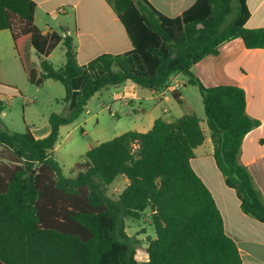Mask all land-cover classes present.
I'll use <instances>...</instances> for the list:
<instances>
[{
  "label": "trees",
  "instance_id": "trees-1",
  "mask_svg": "<svg viewBox=\"0 0 264 264\" xmlns=\"http://www.w3.org/2000/svg\"><path fill=\"white\" fill-rule=\"evenodd\" d=\"M123 25L132 51L101 55L86 66L76 61L72 40L44 36L34 24L31 0H0V31L8 30L26 81L40 87L60 83L68 103L64 117L49 116L50 131L36 139L27 128H0V264H242L224 232L212 194L190 165L204 142L199 118L183 114L172 123L158 118L145 133L129 131L89 149L74 178L64 176L53 150L58 131L76 121L98 91L130 81L158 91L180 73L197 88L216 167L240 201L241 211L264 223V200L248 170L238 164L244 137L259 122L246 115L245 92L233 86L206 88L191 68L220 46L241 39L248 50H264V28L248 29L246 0H197L180 17L168 18L146 0H105ZM62 42L64 64L49 55ZM31 48L40 73L26 62ZM16 91L13 87H7ZM176 101L179 96L173 94ZM4 108L0 101V113ZM118 177L128 185L112 199L106 187ZM151 213L155 238L139 263L128 245L124 220Z\"/></svg>",
  "mask_w": 264,
  "mask_h": 264
},
{
  "label": "crops",
  "instance_id": "crops-1",
  "mask_svg": "<svg viewBox=\"0 0 264 264\" xmlns=\"http://www.w3.org/2000/svg\"><path fill=\"white\" fill-rule=\"evenodd\" d=\"M31 1L36 5L35 26L44 36L57 34L61 38L69 37L79 66H86L101 55H122L133 49L123 25L105 0ZM146 1L168 18L180 17L197 2V0ZM245 4L249 13L245 27L264 28V0H246ZM0 34L3 38L7 36L12 40L8 30L0 31ZM61 44L63 43L60 42L56 48ZM36 57L38 60V56ZM33 69L40 73V70ZM191 73L206 88L233 86L245 92L246 115L257 120L259 125L244 137L238 155V164L248 170L254 188L264 200V50H248L241 39L237 38L220 46L217 56H208L195 64L191 68ZM81 85L82 82L74 89V95L67 103L68 107L72 108L75 95ZM187 87V78L180 73L172 74L165 86L158 91H148L126 81L118 86H109L96 92L88 101L83 113L91 114V110L88 109L91 100L102 97L103 93H106L116 105L128 106L124 107L123 120L131 125V129L127 132L145 133L152 128L154 121L158 118L172 123L185 114L181 112L180 106L188 107V103L183 100L181 90H186ZM173 94L179 96V101L174 99ZM1 96L0 94V101ZM100 104L102 108L109 110L112 107L110 104L105 105L104 101H100ZM68 125L59 128L58 139L53 150L54 157L59 145L60 133ZM202 129L204 142L194 150V158L190 161V165L212 194L222 217L224 232L235 243L242 264H264V223L241 211L236 192L225 185L224 178L216 167L209 134L206 133V129L203 127ZM49 131L50 127L42 137L37 136V131L30 132L34 138L43 139L48 136ZM98 143L93 144L90 149ZM199 150H202V160L198 161L194 167L193 162ZM84 162L85 158L82 157L77 163ZM77 163H73L72 167L69 166L67 173L64 167L58 164L64 176L67 177ZM117 179H122L124 188L128 185L126 178L118 177ZM117 179L111 185L116 183Z\"/></svg>",
  "mask_w": 264,
  "mask_h": 264
},
{
  "label": "rangeland",
  "instance_id": "rangeland-1",
  "mask_svg": "<svg viewBox=\"0 0 264 264\" xmlns=\"http://www.w3.org/2000/svg\"><path fill=\"white\" fill-rule=\"evenodd\" d=\"M237 7V0H233V11L228 21L235 17ZM25 58L31 68L39 70L37 57L30 47L25 52ZM49 61L56 67L64 64L63 44L56 48ZM7 87H13L16 91ZM0 94L4 105L3 114L0 113V128L11 134L24 133L28 128L30 131H37V136L42 137L49 130L48 120L51 114L66 117L71 110V107L63 102L65 92L60 83L47 80L40 87H36L26 81L19 59L13 50L12 40L7 36L3 38L2 34H0ZM181 94L183 100L188 103V107L180 106L181 112L195 114L201 120V126L209 134L204 107L197 88L188 85L186 90H181ZM100 101H104L105 105L110 104L111 109L102 108ZM125 106L116 105L109 94L103 93L102 97L95 98L89 103L88 109L91 110V114L82 113L77 121L61 131L55 159L64 167L66 173L69 166L72 167L73 163L80 162L84 153L93 144L110 141L131 129L129 122L123 121ZM168 106L171 108L170 105ZM0 156L7 155L2 152ZM202 156V150L196 152L194 167L202 160ZM76 174L77 169L72 170L67 177L74 178ZM121 181L122 179H117L116 183L106 187L108 197L117 199L124 188ZM123 227L135 260L139 263L145 262V249L155 238L151 213L146 211L138 219H126Z\"/></svg>",
  "mask_w": 264,
  "mask_h": 264
}]
</instances>
